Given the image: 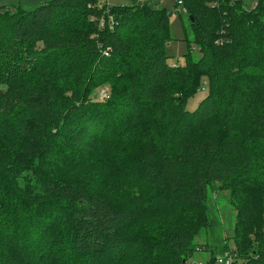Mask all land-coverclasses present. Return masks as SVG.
Instances as JSON below:
<instances>
[{"label": "trees", "instance_id": "16d2710c", "mask_svg": "<svg viewBox=\"0 0 264 264\" xmlns=\"http://www.w3.org/2000/svg\"><path fill=\"white\" fill-rule=\"evenodd\" d=\"M182 2L202 57L194 62L189 49L177 67L166 52V9L111 8L108 0L0 6V78L12 86L11 100L0 101V264H131L134 252L138 264H189L195 237L215 225L208 191L216 183L236 210L227 238L234 247L207 244L205 264L227 252L234 264H264V0L250 11L242 0ZM41 71L53 75L49 85L32 76ZM116 81L124 91L119 121L107 120L110 102L92 98ZM203 89L207 96L188 111V99ZM222 121L229 124L220 129ZM122 137H133L144 157V178L133 179L162 216L146 230L131 234L129 212L79 181L41 180L27 195L16 188L27 161L68 150L73 162L57 168L74 171L99 141Z\"/></svg>", "mask_w": 264, "mask_h": 264}, {"label": "rangeland", "instance_id": "374dc122", "mask_svg": "<svg viewBox=\"0 0 264 264\" xmlns=\"http://www.w3.org/2000/svg\"><path fill=\"white\" fill-rule=\"evenodd\" d=\"M47 1L50 0H41L37 4H34L32 0H0V6L6 4L15 9L21 7L26 11H30ZM242 1L245 9L250 11L259 0ZM105 3H107V0H105ZM135 3H147L151 8L166 9L168 14L172 13L168 22L171 39L167 44L166 52L168 62L175 65L173 67L185 65L186 55L189 53V49L192 50V60L194 62L201 59L202 54L195 41V35L189 16L183 12L182 7L177 6L178 0H109L111 8L121 7L123 5L129 6ZM241 10H243V8H241ZM263 12L264 8L261 13L259 11L261 19L264 20ZM109 21L113 28L114 23L111 17ZM66 71H70V69ZM71 73L74 74V71L71 70ZM32 76H36L39 85H49L53 77L48 71H41ZM32 76H30V78H32ZM72 83L73 81L71 80L70 85H72ZM11 88L12 86L9 83L0 78L1 102L6 103L11 100ZM64 94L65 92H61L60 98L64 97ZM105 94L109 95L106 96ZM123 94L122 85L119 81H116L115 83L111 82L110 84L98 87L97 93L93 95L92 98L93 100L101 99L110 102L114 108L112 110L113 113H111L112 111H107L109 115L104 112L100 115H107V120H114L115 118V120L119 121L125 113L122 110L123 107L121 104ZM207 94L208 91L206 89L196 93L188 99L186 109L190 112L194 111ZM74 118L75 117H70L71 120ZM227 124L229 123L222 121L219 128L223 129ZM139 125L140 119L130 124L128 130H133V128ZM132 138L122 137L118 138V140L114 138L112 145L110 144V140L103 139L99 141L98 151L88 159H79L81 165L74 171L68 170L64 172V168H57L58 163L67 165L73 162V154L68 150L62 157L59 156L57 152H54L48 153L45 158H43V162L39 159L27 161L20 178L17 180L16 188L21 191V194L27 195L29 192L38 191V185L41 180L52 178L54 182H65L69 180L79 181L83 183V186L91 194H100L105 203L118 205L122 210H127L129 212L131 219L128 221V231L131 234L142 231L145 228H150L151 226H148V224L156 222V220L162 216L159 212L154 211V208L149 204L148 197L145 195V189H142L136 179H133V176L137 178L142 177L140 176V163L144 157L141 156L140 151L132 143ZM63 141L64 140L59 139L57 141V147L61 146ZM64 144L65 147L68 148L69 143ZM72 151L76 153L73 149ZM16 152L17 151L14 149L11 150V154H13L14 157H9L10 162L15 159V157L17 158ZM72 175L78 176L80 180L71 178L70 176ZM208 195L209 210L215 225L211 228L201 230L195 237L194 245L198 248V251L189 264H205L210 260L211 253L204 250L207 244L212 248H217L218 251L219 249L222 250L227 245H230L232 248L234 247V243L230 239L234 237L236 210L231 206L230 191L223 188L221 184L216 183L209 187ZM34 203L36 204L37 202ZM33 241L37 242V239H33ZM7 247L12 250L11 240H8ZM10 254L9 251V255ZM133 255H135L136 259L132 263L138 264L141 256L137 252H134ZM22 259L26 260L27 264H32L27 261V258ZM16 264L23 263L21 261H16Z\"/></svg>", "mask_w": 264, "mask_h": 264}, {"label": "built area", "instance_id": "2783aa9c", "mask_svg": "<svg viewBox=\"0 0 264 264\" xmlns=\"http://www.w3.org/2000/svg\"><path fill=\"white\" fill-rule=\"evenodd\" d=\"M211 5L213 7H216L218 6V2L217 0H213V2L211 3ZM177 6L179 7H182V10L184 13L187 14L186 12V9L184 8L183 6V2L182 0H178V3H177ZM112 22L114 23V20L111 18ZM103 21V20H101ZM104 25V23H102V26ZM106 95V94H105ZM107 96V95H106ZM236 261V255L235 254H232V253H225V254H220L218 255L217 257V260H216V264H234V262Z\"/></svg>", "mask_w": 264, "mask_h": 264}, {"label": "crops", "instance_id": "0c3cea01", "mask_svg": "<svg viewBox=\"0 0 264 264\" xmlns=\"http://www.w3.org/2000/svg\"><path fill=\"white\" fill-rule=\"evenodd\" d=\"M41 0H32V2L34 3V4H37L38 2H40ZM108 2H109V0H108ZM22 4V3H21ZM42 5V4H41ZM41 5H39V6H41ZM1 6H9V5H1ZM38 7V6H37ZM36 7V8H37Z\"/></svg>", "mask_w": 264, "mask_h": 264}, {"label": "water", "instance_id": "95a60500", "mask_svg": "<svg viewBox=\"0 0 264 264\" xmlns=\"http://www.w3.org/2000/svg\"><path fill=\"white\" fill-rule=\"evenodd\" d=\"M170 16H172V13L169 14V17H170ZM193 21H194V20H193V18L191 17V18H190V22L193 23Z\"/></svg>", "mask_w": 264, "mask_h": 264}, {"label": "clouds", "instance_id": "9594fccd", "mask_svg": "<svg viewBox=\"0 0 264 264\" xmlns=\"http://www.w3.org/2000/svg\"><path fill=\"white\" fill-rule=\"evenodd\" d=\"M256 5V4H255ZM255 7V6H254Z\"/></svg>", "mask_w": 264, "mask_h": 264}]
</instances>
